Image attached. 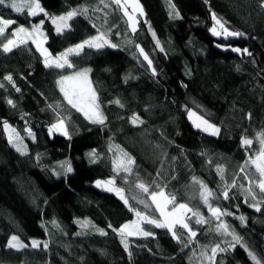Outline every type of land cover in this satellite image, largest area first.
<instances>
[{"label": "trees", "instance_id": "trees-1", "mask_svg": "<svg viewBox=\"0 0 264 264\" xmlns=\"http://www.w3.org/2000/svg\"><path fill=\"white\" fill-rule=\"evenodd\" d=\"M139 1L144 19L135 33L122 10L115 4L104 8L100 0H40L50 15L88 8L87 15L75 17L63 34H57L43 14L28 17L0 5V17L16 21L8 34L19 25L31 27L44 19L45 47L53 56L97 35V29L118 45L99 51L85 48L80 56L69 57L72 68L63 69L46 68L30 42L10 53L0 50V264H203L202 255L213 257L211 249L217 244L228 250L217 252L210 264H254L240 244L229 248L233 242L221 243L215 231L220 222L264 264V203L257 212L249 207L250 198L245 202L243 191L245 173L254 178L258 174L247 165L241 172L260 149L257 134L264 133V63L252 43L264 55L261 0H171L180 13L178 19L169 15V0ZM213 13L244 35L213 36ZM135 44L148 55L157 75H152ZM233 47L246 48L251 55L232 52ZM81 68L91 69L89 77L106 116L104 125L86 120L58 89L61 76ZM6 75L12 76V83L4 79ZM9 99L15 107L7 103ZM117 99L124 107L110 103ZM190 109L218 126L219 135L194 128L187 118ZM133 114L144 123L133 125ZM58 119L66 120L69 136L49 133ZM5 122L24 141L26 154L9 143ZM241 137L253 144L242 147ZM93 149L98 156L95 163L88 156ZM121 150L135 161L131 174L113 171V160L122 156ZM64 161L73 169L67 175L59 166ZM218 165L223 166V179ZM113 177L135 210L158 218L149 193L136 187L143 182L150 192L159 191V185L166 195L176 197L175 204H188L208 222L196 224V218L190 217L188 223L196 232L191 243L177 228L187 247L167 230L146 225L154 235L131 238L125 251L109 224L120 228L133 220L132 211L113 193L92 186L95 180ZM194 177L216 194L210 203L232 215L214 218L191 189ZM233 180L236 187L229 188L226 200L221 194ZM253 188L259 198L258 188ZM240 216L246 218L243 224ZM85 220L90 224L82 228L78 221ZM98 228L107 235H100ZM12 235L27 247L8 248ZM33 239L41 246L33 249Z\"/></svg>", "mask_w": 264, "mask_h": 264}, {"label": "snow or ice", "instance_id": "snow-or-ice-1", "mask_svg": "<svg viewBox=\"0 0 264 264\" xmlns=\"http://www.w3.org/2000/svg\"><path fill=\"white\" fill-rule=\"evenodd\" d=\"M100 3L104 5V8H109L110 5L115 4L119 10L123 11L125 17H127V24L129 29L132 33L137 31V13L139 16H143V8L139 4L138 0H100ZM170 4V13L169 15L174 18H180V13L175 10V5L171 4V0H169ZM0 5L10 8L15 13H23L25 10L27 11L28 17H37L40 14H43L44 17L48 18L51 23L55 27V31L57 34H63L65 30H70V21H72L75 17L80 15H87L88 8L81 6L80 8H72L64 14L55 16L50 15L45 9L41 6L40 0H0ZM261 8H264V0H261ZM128 8L132 9L130 13ZM99 11L100 9H96ZM212 20L214 21L213 27L210 29L211 34L213 36H223L225 39L229 37H240L244 34L238 31H231L226 26V23L218 18L215 13L212 14ZM16 21L12 19H4L0 17V50L3 53H10L13 49L18 48L21 45H25L28 41H31L32 44L35 45L36 50L40 53L43 57V63L46 68H72L73 64L70 62V56H80L81 53L84 51L85 48L95 49L97 51L105 48H117L118 45L111 42L108 38V35L104 31H100L97 29L98 34L82 41L81 43L76 44L73 47L66 49L64 52L56 55H53L48 51L47 48L44 47V43L47 40V36L44 34L42 30V26L45 23L44 19H41L39 23L32 24L30 28L25 27L23 25H19L18 27L14 28L10 34H8L7 30ZM95 27V25H93ZM110 31V29H109ZM149 31L151 30V26L149 25ZM119 33H117L118 35ZM153 38L155 39V33L152 32ZM128 44H132L131 40L127 41ZM156 45L160 48V43L157 40ZM217 47H221L217 45ZM135 48L138 50L139 55L143 56L144 60L147 61L149 68H152V61L149 59L148 55L144 52L143 48L140 47L139 44H135ZM163 51V48H160ZM232 52L236 53H244L251 55L248 52V49H240L233 47L231 48ZM91 69H84L81 71L74 72L73 75L69 76H61L60 79L56 81L57 85L59 86L60 92L63 94L64 99L67 103L77 112L83 114L84 118L88 120L92 124L104 125L106 121V116L104 115L103 111L101 110V105L99 103V97L97 95L96 90L92 86V82L89 79V72ZM152 75H157L156 70L152 68ZM9 83L13 82V78L11 75H6L4 77ZM3 85H0L2 87ZM15 87V85L13 84ZM16 91H20L19 88H16ZM7 103L15 107L14 102L12 100H8ZM110 103H115L119 107H124L122 102L117 99ZM51 107V106H50ZM188 118L192 121V125L194 128H197L203 132H208L210 135H218L220 129L210 123L207 119H204L202 116L197 115L195 112L188 110ZM133 125L143 124L144 121L140 119V117L136 114H133L131 121ZM5 132L8 133V141L10 144L15 147L16 151L19 152L21 155L26 154L27 146L23 144L22 138L16 132L15 129L10 128V126L5 122L4 124ZM58 131L64 136H69L68 130L66 128V120L65 119H58L56 123L52 124L48 131L51 134L53 131ZM29 136H33V133L30 129H25ZM70 138V137H69ZM257 141L260 144V149L256 154L255 158H249L245 162V165L241 166V172H244L245 166L251 164L255 167V172L258 174V178H254L252 175L245 173V179L249 182V187L243 189L246 193L245 202L248 201V198L253 201L249 203V207L254 208L257 212L262 211L261 203H264V133L257 134ZM253 144L252 139H248L246 137H241V146L250 147ZM111 147L109 151H111ZM122 156L118 157L117 159L113 160V171L120 175L121 172L131 174L133 171L132 165L135 164L134 159L131 156H128L127 153H123L121 150ZM90 158V162L95 163L98 159L96 150L93 149L90 153H88ZM39 158V157H38ZM60 168L63 169V174L67 175L73 171L72 166L69 162L64 161L60 163ZM217 172L221 175L223 179L224 169L223 166H217ZM56 175H60V173H54ZM127 177H125L126 179ZM193 182L199 185V198L203 202L205 206H207L208 211L211 215L220 220L221 216L225 215H232V213L227 212L226 210H221L219 207H215L210 203L211 199L216 197V194L210 190L203 181H200L193 178ZM116 180L115 177L110 178L106 181H96L97 187H103L104 190L109 192H115V194L125 203L126 206L129 207L130 211H135V216L137 217L136 220L132 221L131 223H125L121 225L120 228H113L111 224H109V228H112L118 236H120V242L124 246L125 251H128L129 244H128V237H149L153 236L154 233L151 231L145 230L141 227L142 223H147L153 225L157 229H167L169 233H171L172 238L177 241V243H184L182 235L178 234L177 227L183 229L188 234V243H191L192 238L196 236V232L192 230L190 227L188 220L187 213H192V216L196 218V224H204L208 221L201 215L199 210L193 209L189 207L186 203L175 204L176 197L175 196H168L165 194L163 188L159 185L157 187L160 189L159 191H149V186L145 185L143 182H137L136 187L144 193H149V198L151 199L152 203L155 205L156 212L159 213V218L150 217L149 215L142 213L141 211L135 210L129 204L128 199L124 195V189L116 187ZM253 185L255 188L259 190V198L258 193L254 190ZM236 187V181L233 180L230 185L225 186V190L222 192V196L224 199H230L229 196V188ZM242 187V186H241ZM143 203V201H140ZM169 205H172L171 211H169ZM147 208L148 205L145 204ZM238 219L243 224L245 222V217L240 216ZM81 224L82 228H86L89 226V221H78ZM53 225L59 228V225L53 221ZM93 227H95L93 225ZM222 230L225 234L231 235L232 239L236 242V244H240L241 247H244L245 250L248 252L249 257L254 262V264H261V260L257 258V256L250 250L247 249L245 245L241 243V238L236 235L233 231L229 230L227 224L220 222L217 225V231ZM96 231L100 235H107V233L103 229H96ZM188 243H184V247L188 246ZM41 246V242L33 239L31 241V247L36 249ZM7 247L10 249L20 250L27 247L17 235H12L8 241ZM43 247L46 249L48 247V243L45 241L43 242ZM235 247L234 244H229V248ZM227 248L220 247L219 244L214 246L211 249L213 257L217 252H225ZM131 256V253L129 252ZM212 259V257H209Z\"/></svg>", "mask_w": 264, "mask_h": 264}, {"label": "rangeland", "instance_id": "rangeland-1", "mask_svg": "<svg viewBox=\"0 0 264 264\" xmlns=\"http://www.w3.org/2000/svg\"><path fill=\"white\" fill-rule=\"evenodd\" d=\"M138 2H139V4L141 5V3H140V1L138 0ZM141 7H142V5H141ZM143 8V7H142ZM128 11L131 13L132 12V9L131 8H128ZM24 12H26L27 13V11L25 10ZM143 12H144V9H143ZM55 16H58V15H55ZM141 18H143L144 19V15L143 16H139V14L137 13V20L139 21ZM126 19H127V17H126ZM137 26H138V24H137ZM28 28H30V27H28ZM229 28V27H228ZM229 30H231L230 28H229ZM231 31H233V30H231ZM220 37V36H219ZM89 39V38H88ZM86 40V39H85ZM84 41V40H83ZM28 42H30V43H32L31 41H28ZM82 42V41H81ZM80 42V43H81ZM253 44H254V47L255 48H257V50L259 51V56H260V59H261V61L264 63V55L262 54V52L259 50V48H258V46L255 44V42H252ZM34 45V44H33ZM75 46V45H74ZM34 47H35V45H34ZM44 47H45V43H44ZM73 47V46H72ZM36 48V47H35ZM46 48V47H45ZM53 57H55V56H53ZM65 68H68V67H65ZM59 69H61V68H59ZM63 69V68H62ZM84 69H89V68H81V69H78V70H75V71H73V72H70V73H68V74H66V75H63V76H69V75H73L74 74V72H76V71H81V70H84ZM90 75V72H89V74H88V76ZM61 78V77H60ZM59 78V79H60ZM89 79H90V77H89ZM58 86V85H57ZM93 86V85H92ZM58 89H59V86H58ZM59 91H60V89H59ZM62 94V93H61ZM63 95V94H62ZM191 110V109H190ZM191 111H193V112H195L194 110H191ZM197 115H199L197 112H195ZM82 114V113H81ZM83 115V114H82ZM200 116V115H199ZM187 118H188V112H187ZM189 119V118H188ZM205 119V118H204ZM190 120V119H189ZM190 122L192 123V121L190 120ZM8 124V123H7ZM9 125V124H8ZM214 125V124H213ZM10 126V125H9ZM216 126V125H215ZM216 127H218V126H216ZM10 128H12V129H14L13 127H11L10 126ZM219 128V127H218ZM5 130V129H4ZM6 133V132H5ZM52 133H60V132H58V131H53ZM206 133H208V132H206ZM209 134V133H208ZM219 135V134H218ZM218 135H215V136H218ZM6 136H7V138H8V133H6ZM213 136V135H212ZM23 141V140H22ZM23 144L25 145V143H24V141H23ZM12 145V144H11ZM13 146V145H12ZM15 148V147H14ZM253 159L255 158V157H252ZM253 165H251V164H248L247 165V168H249V170L251 171L252 169H253V167H252ZM254 169H255V167H254ZM253 169V170H254ZM255 171V170H254ZM108 179H110V178H107V179H103V180H101V179H98V180H100V181H106V180H108ZM98 180H95V182L93 183V185L94 186H96V181H98ZM247 181V183H246V188L247 187H249V182H248V180H246ZM116 187H118L117 185H115ZM99 189H101V190H104V188L103 187H98ZM120 188V187H119ZM191 189H192V191H193V193H194V195H196L197 197H199V185L198 184H195V183H193L192 184V186H191ZM106 191V190H105ZM109 192V191H108ZM110 193H113L115 196H117L116 194H115V192H110ZM125 195V194H124ZM118 197V196H117ZM119 198V197H118ZM120 199V198H119ZM125 204V203H124ZM154 205V204H153ZM178 205V204H177ZM128 207V206H127ZM154 207H155V205H154ZM172 205H169V211H171V209H172ZM129 208V207H128ZM132 213H133V215H134V218H133V220L132 221H134V220H136L137 219V217L135 216V211H132ZM188 217H191L192 216V213H187L186 214ZM157 216H158V218H159V213L157 212ZM132 221H130V222H127V223H131ZM224 223V222H223ZM146 225H150V224H147V223H142L141 224V227H143L145 230H147V226ZM177 228H179V227H177ZM165 230H167V229H165ZM229 230L230 231H232L230 228H229ZM148 231V230H147ZM183 231H185V230H183ZM215 231H216V233H217V235H218V237H219V239L221 240V243H224V244H227L228 242H233V244H236V242L232 239V236L231 235H227V234H225L222 230H220V231H217V228L215 229ZM185 233L187 234V232L185 231ZM170 235H171V233H169ZM188 235V234H187ZM171 237H172V235H171ZM11 238V237H10ZM9 238V239H10ZM131 238H139V237H128V241H130L129 243H131ZM141 238V237H140ZM176 241V240H175ZM229 244V243H228ZM232 244V243H231ZM123 249H124V246H123ZM203 258H204V260H205V262H203V264H210L211 262H212V259H213V257H212V255L211 254H206V253H204L203 255ZM209 257H212V259H209Z\"/></svg>", "mask_w": 264, "mask_h": 264}, {"label": "bare ground", "instance_id": "bare-ground-1", "mask_svg": "<svg viewBox=\"0 0 264 264\" xmlns=\"http://www.w3.org/2000/svg\"><path fill=\"white\" fill-rule=\"evenodd\" d=\"M94 182H95V181H94ZM92 186H94L93 183H92ZM94 187L97 188V189H99L97 186H94ZM100 190H101V189H100ZM102 191H105V190H102ZM106 192H108V191H106Z\"/></svg>", "mask_w": 264, "mask_h": 264}]
</instances>
